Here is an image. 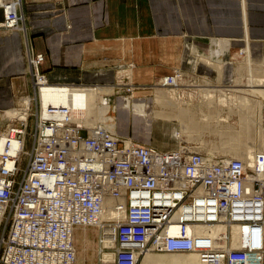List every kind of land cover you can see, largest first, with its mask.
<instances>
[{"label": "built area", "instance_id": "1", "mask_svg": "<svg viewBox=\"0 0 264 264\" xmlns=\"http://www.w3.org/2000/svg\"><path fill=\"white\" fill-rule=\"evenodd\" d=\"M0 9V37L25 32L22 0H0ZM44 60L28 50L39 94L56 86L40 70ZM34 125L31 147L27 119L0 137H7L0 151V264H77L76 230L101 226L115 229L113 246L99 239L101 253L115 255L107 264H140L150 252L207 251L215 264H250L264 253V153L251 168L188 141L162 152L73 121L68 108L44 107L41 99ZM110 203L124 220H103ZM212 224L237 225L243 241L233 247L229 233L215 248L189 231Z\"/></svg>", "mask_w": 264, "mask_h": 264}, {"label": "crops", "instance_id": "2", "mask_svg": "<svg viewBox=\"0 0 264 264\" xmlns=\"http://www.w3.org/2000/svg\"><path fill=\"white\" fill-rule=\"evenodd\" d=\"M22 12L25 32L0 37V125L20 97L34 93L28 50L45 56L40 70L53 85L110 89L118 68L133 64L131 78L148 95L177 70L229 85L246 47L264 67V0H22ZM118 117L117 127L124 126ZM91 232L112 244L100 229H77V264H98Z\"/></svg>", "mask_w": 264, "mask_h": 264}, {"label": "rangeland", "instance_id": "3", "mask_svg": "<svg viewBox=\"0 0 264 264\" xmlns=\"http://www.w3.org/2000/svg\"><path fill=\"white\" fill-rule=\"evenodd\" d=\"M247 48V47H246ZM244 49L245 52V59L243 60L242 58L239 59V62L236 66L235 72L237 73V70H242V74L244 76H247L249 72H251V69L255 70L258 73L263 74L264 73V67H261L262 65L255 62L253 60L251 62V59L249 57V50ZM250 59V60H249ZM253 59V58H252ZM131 65H122L121 67L118 68V72L116 74V81L114 82L115 87L106 88L102 86H92V87H86V88H93V89H99L100 92L102 93V97H104V107H108V110L106 112V116H115L117 119V124H118V115L121 113V119L123 121L124 126L121 127H116L113 131L117 136L122 137V134L124 133L125 135L131 136L135 140H145L147 142H152L155 143L158 147L161 149H171V150H177L181 147V144L184 142L188 141L189 143H194L196 148L200 151L206 152L208 154L212 153H221L218 155L221 156H228V157H235V155L231 154L232 150L234 149L236 142L229 140L227 135H224L223 132L225 129L227 130V126L230 125H235L237 126L239 124V121L237 119V112L232 111L237 109V99L238 96H242L241 92L244 90L248 92L250 97L252 98H257L258 100H261L264 104V93H259L252 91L248 89L245 85H239V86H234L236 85V81L234 80L231 82L229 85H219V86H213L211 81V86L205 87L202 85V82L205 81V79L199 80V79H192V78H184V72H181L177 70V72L182 74L177 75L176 72H174V84H169L166 82V78L161 79L157 82V85L154 89H150L149 95L148 92L145 90H138L133 79L131 78L130 72H131ZM121 71V73H119ZM31 72V70H30ZM239 74V72H238ZM238 74H236V77H238ZM171 75V76H173ZM249 79V78H248ZM207 80V79H206ZM264 78L262 79V81ZM209 81V80H208ZM243 82H246L243 80ZM109 86V85H106ZM61 87V86H59ZM62 87H67V86H62ZM34 93H32L30 96H25V97H20L17 100V106L16 108L12 109L11 111L6 112L7 117V122L6 124L0 125V137L7 131L9 127H20L21 126V121H24L27 119L28 122V142H30V147L33 142L32 135L34 133L35 128V115L36 112L39 110V104H40V98L38 99V93L36 90V87H34ZM72 88V87H70ZM76 88H82V87H76ZM73 87V89H76ZM154 90V94H153ZM242 90V91H241ZM208 91V93L213 96L216 99V107L219 105H225L223 107V111L227 112L231 120H228V115L223 116L221 119L224 120L222 122L217 121V127L215 128V131L219 134L218 136H215L214 134L212 135H203L202 133H199L200 129L199 127H195L196 131L198 132L196 135L193 136H188L186 139H181V125L178 124V122H168V121H159L155 120L151 116H148L147 114L140 115L139 111H131L130 109H124L125 106L128 104V102H132L134 105L138 106L139 108L143 107L144 105L154 108L155 107V99L159 96L160 92H165L168 93L170 96L173 97L175 96V100L177 103L181 101V105L184 106L186 105L188 109H191L195 114H196V119L198 121L197 125H205V123L208 120V115L207 113H204V110L208 109V105H211V100H204L202 97L205 94V92ZM244 91V92H245ZM237 92V93H236ZM142 93V94H141ZM251 94H253L251 96ZM179 96L177 98L176 96ZM245 95V94H244ZM141 96H146L144 100L146 102L151 101V103H145V102H140L139 98ZM255 96V97H254ZM40 97V96H39ZM137 97V98H136ZM182 98V100H181ZM137 99V102H135ZM116 102L118 104H116ZM38 106V109L36 110ZM116 109V111L114 110ZM264 110V108H263ZM71 115H72V111ZM233 114V115H232ZM140 115V116H139ZM81 116V117H80ZM86 115H77L80 121L84 122L83 119H85ZM137 116V117H136ZM145 116V117H144ZM194 116V114H193ZM106 117V118H107ZM91 121V118H89ZM125 121H124V120ZM96 125H101L100 121L95 122ZM189 124V121H188ZM263 129H264V119H263ZM259 134V132H258ZM128 136H123L128 138ZM214 136V137H213ZM259 136L256 134L254 138H250V145L247 148V151L253 152V155L255 154V161H257V154L259 153H264V148L262 150H258L255 152V143H253L254 139L258 140V144L263 143L264 141L261 137L262 140L259 139ZM131 139V138H129ZM244 141V138H240V140ZM133 141V140H132ZM239 146L240 145H236ZM224 148H230L231 150H224ZM223 149V150H221ZM162 150V151H163ZM167 152V151H166ZM233 153V152H232ZM244 153V152H243ZM230 154V155H229ZM237 158V156H236ZM250 167V166H249ZM94 230V228H93ZM96 231L98 229L95 228ZM106 234L107 237H110L109 241L112 242L111 246H113V240H114V234H115V229H109L106 227L104 230H101ZM80 234L77 235L79 240L83 237V233L79 232ZM91 236L94 240V250L97 255V260L98 264H100V238L98 239V233H92ZM80 244V243H79ZM110 252V251H107ZM160 257H164L167 260H171L174 257H181L182 259V264H193L189 256L186 255H173V256H168V255H160ZM144 258V257H143ZM253 260L251 261L250 264H264V253L260 254H254L253 255ZM261 258L263 260H261ZM143 260V259H142ZM142 260H140V264L142 263ZM195 264H210V262L201 260L196 262Z\"/></svg>", "mask_w": 264, "mask_h": 264}, {"label": "bare ground", "instance_id": "4", "mask_svg": "<svg viewBox=\"0 0 264 264\" xmlns=\"http://www.w3.org/2000/svg\"><path fill=\"white\" fill-rule=\"evenodd\" d=\"M249 57L252 62V52L249 51ZM249 59V60H250ZM128 65V64H127ZM239 72V74H238ZM242 70H237L238 77H236L234 80L236 81V85H245L248 89L264 93V73H258L255 70L251 69V72L248 73L247 76H244L242 74ZM249 78V79H248ZM245 80L246 82H243ZM49 81V80H48ZM169 84H174V79L171 77L170 80H166ZM202 85L205 87L211 86L210 81L206 80L202 82ZM76 88V87H75ZM242 91V90H241ZM245 91V90H244ZM241 92L243 94L242 96H238L237 99V109L232 110L237 112V119L239 121V124L237 126L230 125L227 126V130L223 132L224 135H227L229 140L236 142V145H240L234 147L231 154L235 155V157L231 156V158L240 159L244 161L248 166L253 168L256 164L255 161V154L253 155V152L247 151V148L252 145L250 142V138H254L257 134L259 136L260 134V140L261 137L264 136V129H263V119H264V104L261 100H258L257 98H252L248 94V92ZM237 93V92H236ZM245 94V95H244ZM39 95V93H38ZM253 94H251L252 96ZM40 99L44 105V107H47L49 103H52L53 105H59L68 108L70 111H72V120L76 121L78 123H83L87 127H95L99 126L96 125V121H100L101 125L100 128L106 129L112 133H114V129L117 127V119L115 116H106V112L108 110V107H104V97H102V93L99 89H93V88H76L73 89L70 87H59V86H43L42 89H40ZM170 95L165 92H160L159 96L155 99V107L151 108L148 106H143L139 108L138 106L134 105L132 102H128V104L125 106L124 109H130L131 111H139L140 115L147 114L148 116H151L155 120L159 121H168V122H178V124L181 125V139H186L188 136L196 135L198 132L196 131L195 127H199L200 131L199 133H202L203 135H212L219 137V134L215 131V128L217 127V121H224L221 118L225 115H228L227 112L223 111V107L225 105H219L216 107V99L211 96L208 91L205 92L203 95L204 100H211V105H208V109L204 110V113H207L208 120L205 123V125H197L198 121L196 119V114L191 110L188 109L186 105L182 106L181 101L179 103L176 102L175 96L169 97ZM179 98V96H176ZM255 97V96H254ZM182 100V98H181ZM86 115L85 119H83L84 122L80 121L77 115ZM194 114V116H193ZM139 115V116H140ZM233 115V114H232ZM81 117V116H80ZM107 117V118H106ZM145 117V116H144ZM89 118H91L94 121H91ZM228 120H231V118L228 115ZM189 121V124H188ZM225 122V121H224ZM259 132V134H258ZM115 134V133H114ZM214 137V136H213ZM126 138V137H124ZM240 138H244V141ZM5 135L3 136V140L0 142V151H5ZM129 140V138H127ZM187 140V139H186ZM184 141V140H183ZM130 142V141H128ZM253 143H255V152L258 150H262L264 148V144L260 143L258 144V140L254 139ZM14 145V144H13ZM195 150H198L196 147ZM227 148H224L226 151ZM231 150L230 148H228ZM227 149V150H228ZM223 150V149H221ZM228 150V151H229ZM165 152V151H163ZM244 152V153H243ZM221 153H212L209 154L210 156L217 155ZM230 155V154H229ZM237 156V158H236ZM251 184H248V187H250ZM112 203L107 205V208L105 209L103 213V220L111 221L112 218H115V220H124L122 219L124 217V213L121 211H116L115 209L111 208ZM107 226H101L99 229L104 230ZM239 227L237 225H233L232 228H227L222 225L218 224H212V225H200V226H192L189 227V231L191 234L200 237V238H208L211 240L212 246L215 248H223L225 246V237L229 233L233 235V247L237 248L238 244H240L243 241V238L239 236ZM177 230L176 228H173L171 231V234H176ZM241 238V239H240ZM158 254H164L168 256L173 255H186L189 256L192 263L195 264L198 261L205 260L210 262V264H215L218 260L216 258V255L212 252H192V253H147L144 258H142L143 264H182V259H180L178 256L172 258L171 260H167L164 257H160ZM161 255V256H162ZM114 253L113 252H102L101 254V260L102 264L110 263L114 260Z\"/></svg>", "mask_w": 264, "mask_h": 264}]
</instances>
